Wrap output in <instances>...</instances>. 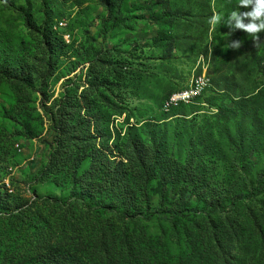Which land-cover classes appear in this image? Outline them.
<instances>
[{
    "label": "rangeland",
    "instance_id": "1",
    "mask_svg": "<svg viewBox=\"0 0 264 264\" xmlns=\"http://www.w3.org/2000/svg\"><path fill=\"white\" fill-rule=\"evenodd\" d=\"M102 1L111 14L100 0H0V264H264V129L242 145L249 112L218 116L264 87L263 52L228 47L250 34L209 22L239 0H170L179 19L163 27L155 0ZM204 77L203 93L164 109ZM59 109L81 142L51 167ZM210 132L219 156L198 143ZM136 142L146 169L131 159ZM102 146L126 184L83 182ZM201 162L204 176L186 175ZM219 192L223 207L205 204ZM237 192L245 200L231 205ZM191 205V218L169 219Z\"/></svg>",
    "mask_w": 264,
    "mask_h": 264
},
{
    "label": "trees",
    "instance_id": "2",
    "mask_svg": "<svg viewBox=\"0 0 264 264\" xmlns=\"http://www.w3.org/2000/svg\"><path fill=\"white\" fill-rule=\"evenodd\" d=\"M102 4L106 7V10L108 13H112V5L107 4L100 0ZM155 5L154 6H159L162 8L164 11V14H162L160 17V20L158 19L156 21V25L158 27H163L165 24L166 20L170 23L169 25L172 26L171 24L173 21H176L179 19V15L176 13H172V10L170 8V0H155ZM238 6V2H237ZM250 7V6H249ZM249 9L240 8V12L247 11ZM154 11V9H153ZM27 19L29 23L32 22L31 14L28 13ZM120 22V19L118 15L114 17V23L118 24ZM244 22H247V18H245ZM173 41H169V46L170 48L168 50L171 51V44ZM243 48V50L249 55V56H255L258 52H263V58L262 61H264V31H261L256 34V38L253 39V37L250 35V39L247 42H242L240 44ZM256 57V56H255ZM173 94V93H172ZM170 94V95H172ZM170 95L165 99L167 100ZM163 106V105H162ZM236 108L233 110L229 109H224L225 106L221 105L219 106V111H218V116H222L225 111H231V114H236L239 109H246L249 112L250 115V120L252 121V127L250 128V132L248 134L245 133H240V140L241 144H244V138H247L250 136V143L254 142H260L262 137V133L260 131L259 126H263L264 129V87L258 90L257 93L251 94L249 98L242 97L237 101L236 103ZM176 112V109L173 110L170 114H174ZM67 115H65L64 111L59 109L57 114L53 118V142L54 145H56L55 149L52 152V164L51 167L62 164L65 161V154L69 152V146L71 144L79 143L81 142V137L73 136L72 129H70L69 124H68V119ZM263 121V124H262ZM255 125H258V128H256ZM227 127V125H226ZM255 130H259L260 133H256ZM95 132L97 136H101V132L98 129V124H95ZM68 136L67 138H64ZM198 140V143L201 145V148L204 149L206 153L212 154L215 156H219V149H218V143L217 140L214 137V133L210 132L207 135L203 136L200 135ZM106 146H102L101 148H92L90 149V163L88 165V168L86 169L85 173L81 176L83 179V182L87 178L91 177H98L105 175V178L109 183L116 182L118 185L126 184L129 180L128 178V173L126 172L125 169V164L122 162L117 163V166L113 167V162L110 161L109 157L105 154V151L107 149ZM132 152L131 153V159L137 162V165L142 168L146 169L149 162V152L147 149L144 147V145L141 142H136L133 147H132ZM128 159V160H131ZM242 165V164H241ZM207 167L202 164V162L198 165V169L196 170H190L188 169L186 175H188L190 178L199 180L200 176H204V174L207 172ZM196 172V173H192ZM216 192L215 190H213ZM222 193L219 192L217 197L214 195L208 196L209 199L205 200V204L211 207H223L225 200L221 198ZM229 201H231V205H236L240 201L245 200V195L242 194V192H237L231 195L228 198ZM203 201V199L201 200ZM203 202V203H204ZM160 210L158 213L161 215L162 213H165L167 210H165V207L160 204L159 206ZM197 209L193 207L192 205L189 207H175L172 210L169 211V219L173 222L176 221H182V220H187L191 218L193 215L197 213ZM216 240V237H215ZM218 241V240H217ZM218 244V243H217ZM50 258L53 255H56L55 252H50ZM48 264H57V261L50 260Z\"/></svg>",
    "mask_w": 264,
    "mask_h": 264
},
{
    "label": "clouds",
    "instance_id": "3",
    "mask_svg": "<svg viewBox=\"0 0 264 264\" xmlns=\"http://www.w3.org/2000/svg\"><path fill=\"white\" fill-rule=\"evenodd\" d=\"M241 7L249 10L240 12L238 9ZM245 18H247V22H244ZM209 22L213 25L224 23L230 31L244 30L255 39L257 33L264 31V0H239L237 10L231 11L227 16L213 15ZM239 46L240 41L238 40L228 44V47L233 49L239 48Z\"/></svg>",
    "mask_w": 264,
    "mask_h": 264
},
{
    "label": "bare ground",
    "instance_id": "4",
    "mask_svg": "<svg viewBox=\"0 0 264 264\" xmlns=\"http://www.w3.org/2000/svg\"><path fill=\"white\" fill-rule=\"evenodd\" d=\"M198 79H201V78H198ZM195 80L193 82V84H191L193 86V89L194 90L193 92H199V82ZM204 84V83H203ZM203 86H200V91H202L203 93V89H202ZM186 92V91H185ZM192 92V91H191ZM199 94V93H197ZM184 95V92L182 93H178V94H173L172 96H170L168 99H167V102H166V106H164V109H166V111H169V109H171L172 107L174 106H178L180 105V103H171V102H174L175 99L178 97V96H183ZM200 96V95H199ZM191 100H184V103H189ZM194 101V100H193Z\"/></svg>",
    "mask_w": 264,
    "mask_h": 264
},
{
    "label": "built area",
    "instance_id": "5",
    "mask_svg": "<svg viewBox=\"0 0 264 264\" xmlns=\"http://www.w3.org/2000/svg\"><path fill=\"white\" fill-rule=\"evenodd\" d=\"M63 27H64V23H63ZM206 79L205 77L204 78H201V79H198L197 82H199V92H191V90H187L186 92H184V95L183 96H178L174 102H171V103H180L181 105H184V100H192V98L197 94V93H200V86H203V80Z\"/></svg>",
    "mask_w": 264,
    "mask_h": 264
}]
</instances>
